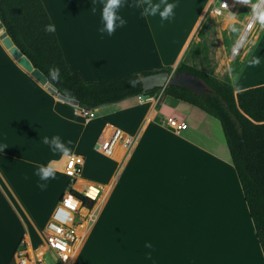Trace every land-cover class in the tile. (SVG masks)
Returning <instances> with one entry per match:
<instances>
[{
	"label": "crops",
	"instance_id": "crops-1",
	"mask_svg": "<svg viewBox=\"0 0 264 264\" xmlns=\"http://www.w3.org/2000/svg\"><path fill=\"white\" fill-rule=\"evenodd\" d=\"M214 1L168 0L176 4L175 15L161 20L159 14L142 16L135 0H125L120 14L127 23L113 35L101 36L97 28L103 0H43L70 69L87 82L110 81L137 70L182 62L193 64L188 50ZM262 45L264 30L255 43ZM223 46L216 57L224 56ZM263 58V62L253 58L260 64L251 61L246 67V72L254 71L252 84L241 81L236 92L264 83L255 79L264 75L259 74L264 73ZM167 97L171 96L134 108L119 109L114 106L118 102L105 104L95 108L103 110L97 117L87 118L79 104L52 93L23 68L0 38V143L7 146L0 150V264L11 262L21 240L34 245L32 224L40 208L58 196V171L64 172L68 156L52 153L42 142V137L55 134L72 141L71 155L84 157L83 175L84 170L91 171L109 184L72 264H264L222 125L209 120L210 114L202 109L173 97L166 107ZM144 105L145 110H140ZM171 118L183 122L182 128H172ZM99 119L97 144L111 127L137 136L122 162L117 160L120 149L107 156L90 141L83 126ZM48 162L57 168L56 178L41 190L35 169ZM82 178L79 183L86 181L87 189L95 185ZM231 196L236 198L237 213L228 206ZM231 209L250 239V246L244 244L243 250L237 240L219 231L220 221L231 222ZM145 242L153 247L146 248Z\"/></svg>",
	"mask_w": 264,
	"mask_h": 264
},
{
	"label": "trees",
	"instance_id": "trees-1",
	"mask_svg": "<svg viewBox=\"0 0 264 264\" xmlns=\"http://www.w3.org/2000/svg\"><path fill=\"white\" fill-rule=\"evenodd\" d=\"M0 19L33 64L48 76L60 93L77 99L81 108L95 109L144 92L154 93L161 87L144 91L141 76L173 69L165 66L156 70H137L110 81L87 82L70 69L56 29L45 31V25L53 22L43 0H0ZM53 67L60 69L59 80L53 81L49 75V69ZM178 71H188L199 77L205 83V89L197 92L171 84L165 87V94L192 104L220 121L264 252V83L236 92L233 84L193 64L182 62L175 69ZM76 193L90 206L94 204L92 198ZM9 264H14V260Z\"/></svg>",
	"mask_w": 264,
	"mask_h": 264
},
{
	"label": "built area",
	"instance_id": "built-area-1",
	"mask_svg": "<svg viewBox=\"0 0 264 264\" xmlns=\"http://www.w3.org/2000/svg\"><path fill=\"white\" fill-rule=\"evenodd\" d=\"M240 0H215L210 6V11L216 16L228 15L235 9ZM257 21L253 14L247 17L241 32L231 47V55H239L247 45L251 36L255 34ZM165 87H161L154 93L146 92L138 94L139 102L159 103L165 96ZM82 113L87 118L96 115L95 109L82 108ZM169 124L172 128L179 130L184 125L176 118H171ZM137 136L130 134L121 127H111V130L105 138L98 142V149L107 156H112L119 149H123L121 162L125 159L127 153L134 146ZM84 157L81 154L68 156L65 163L66 176L71 180L67 185L66 191L62 193L57 205L55 206L51 217L46 226V250L35 253L31 251L26 244L18 247L14 254V264H46L44 258L47 252H50L61 262V264H71L78 251V248L84 238L87 236L89 228L97 218L98 204L105 198L109 188L102 183H94L99 188L100 200L87 194L84 190H79L76 183L82 178ZM89 182V181H87ZM90 197L94 204L90 206L77 193Z\"/></svg>",
	"mask_w": 264,
	"mask_h": 264
},
{
	"label": "rangeland",
	"instance_id": "rangeland-1",
	"mask_svg": "<svg viewBox=\"0 0 264 264\" xmlns=\"http://www.w3.org/2000/svg\"><path fill=\"white\" fill-rule=\"evenodd\" d=\"M232 11L233 12L225 16L224 15L216 16L211 11L208 13V16H206V19L204 20L203 24L199 27V29L196 32V36H195L196 41H195V44H193L188 50V54H189L188 58L194 59L192 61L194 66L201 68L205 71H208L211 74L215 72V74H217L215 76H218V78H220L221 80H224V81H227L233 84L234 88L238 89L241 87L239 84V82L241 81H244L246 85L252 84V78L255 76L253 73L254 71L251 70L250 72L248 71L246 72V67L250 64V62L252 61L254 57H259V59H261L262 55L264 56V50H263L264 45H262V47L255 46V43L258 41L260 37V34L264 30V26H262L261 24H259V22H257L256 28H255V34L250 37L243 51L239 55L231 58L232 44L235 42L236 38L241 32L244 24L246 23L247 17L252 15L250 7L242 3V1L236 4L235 9ZM230 16L232 17L233 20L227 23V26L224 27V24L226 23V21L228 20ZM222 43L225 45L223 46L224 47L223 53L225 49L224 56L219 57L217 55L216 57V53L218 54L222 50V47H221ZM254 47H255V50H254ZM260 53H262V55ZM228 59H231V60L228 62ZM223 60L227 61L228 63L224 62ZM178 65L179 64H175L174 66H172L173 69L171 71V74L176 73L175 69L178 67ZM259 74L262 75L264 73L259 71ZM255 79H257V81L260 79H264V75L260 76L259 78H255ZM166 99L168 100L166 102V107H169L170 106L169 102L170 100L173 101V99L171 97H167ZM148 103L149 102H145V105H147ZM140 104L142 103L138 102L137 99L133 97L126 102H123V103L118 102L114 106L119 109L134 108V107L139 106ZM145 105L142 106L140 110L142 111L145 110ZM101 111L95 110L96 117ZM96 117L93 119H96ZM208 118L213 123L217 122L219 125H221L220 121L216 119L215 117L208 115ZM101 122H102V119L93 120L90 122L88 126L86 127L83 126L91 139L90 141L93 143L95 142L94 145H96L97 147H98V144H97L96 139L99 137ZM103 138L104 136L102 137V139ZM96 146H94V148H96ZM121 150L122 149H120V151L118 152L119 156L117 160H119L121 158L120 157L121 154H123V152L121 153ZM58 172H60V179H61L60 183L61 184H60V188L58 190L57 195L60 198L62 193L65 191V187H67V185L71 183V180L67 176H65L66 175L65 171L64 172L58 171ZM90 172L91 171L84 170V175L82 171V176L87 180L97 182V183H102L103 185H105V187L109 188V184L107 185L106 183L99 181L97 176L94 175L93 172L92 173ZM77 188L79 190L86 191L88 195L94 198H97L99 196L100 190L96 184L95 185L89 184L88 189L86 188L85 184H80L77 186ZM230 191L232 194L234 193V191L232 190ZM230 191L229 192L227 191L228 195H231ZM58 196L55 197L54 200L53 199L48 200V202L50 203L49 206L40 208L39 213L37 214V217H36V222L32 224V236H33L32 238H33L34 245L32 246V243L28 245L25 242V240H21L18 247H21L22 244H26L27 247L31 251L34 252V254L40 251L46 250L49 247L46 242V237H45L46 236V226H47V222L49 221L51 217L50 214L52 210L54 209L55 205H57L56 201L58 199ZM232 217H233V214H232ZM228 222L229 221H227V223ZM213 224L214 223H212V225ZM91 227L89 228V230L91 229ZM87 236H88V233H87ZM240 241L237 240V245L238 247L241 246L240 249L243 250L245 243L243 241L241 242ZM241 244L243 245V247ZM44 262L46 264H61V262H59V260L50 252V250L49 252L46 253Z\"/></svg>",
	"mask_w": 264,
	"mask_h": 264
},
{
	"label": "clouds",
	"instance_id": "clouds-1",
	"mask_svg": "<svg viewBox=\"0 0 264 264\" xmlns=\"http://www.w3.org/2000/svg\"><path fill=\"white\" fill-rule=\"evenodd\" d=\"M242 3L248 5L251 12L257 22L264 26V0H242ZM125 5V0H103V7L101 9V24L98 26V33L103 36L105 33L108 36L113 35L118 28H122L126 23V19L120 14V9ZM134 6L141 8L142 16H156L159 14L161 20H168L175 15L174 9L176 4L174 2H168V0H159L158 3H153L152 0H135ZM95 11V8H93ZM2 31V29H0ZM45 31L54 32L55 25L49 23L45 25ZM252 63H259V60L253 59ZM231 71V70H230ZM49 75L53 81L59 80L60 69L58 67H53L49 69ZM135 83V81H133ZM42 142L47 145L52 153H61L64 156H69L72 153V141H65L59 134H55L51 137H42ZM6 145L0 143V150H3ZM57 173V168L53 166L52 162L46 164H40L35 169V175L39 177L41 183L38 187L41 190L47 188V181L50 179H55ZM145 247L151 249L153 245L151 242H145ZM149 257L151 253H148Z\"/></svg>",
	"mask_w": 264,
	"mask_h": 264
},
{
	"label": "water",
	"instance_id": "water-1",
	"mask_svg": "<svg viewBox=\"0 0 264 264\" xmlns=\"http://www.w3.org/2000/svg\"><path fill=\"white\" fill-rule=\"evenodd\" d=\"M0 29H2V31H0V38L2 39L4 46L8 48L12 56L18 60L19 64L23 68L29 71L39 82L46 85L52 93L64 100H71L79 104L77 99L69 98L60 93L58 88L49 81L48 76L40 68L33 64L31 59L14 42L1 19ZM141 79L144 91H149L156 87H166L171 84L186 86L197 92H201L206 87L205 83L199 77L188 71H178L175 74H171V72L166 70L154 71L142 75Z\"/></svg>",
	"mask_w": 264,
	"mask_h": 264
},
{
	"label": "bare ground",
	"instance_id": "bare-ground-1",
	"mask_svg": "<svg viewBox=\"0 0 264 264\" xmlns=\"http://www.w3.org/2000/svg\"><path fill=\"white\" fill-rule=\"evenodd\" d=\"M242 0H240V2H241ZM227 17V16H226ZM233 19H232V17L230 16L229 18H228V20L226 21V23L224 24V27H226L227 26V23H229L230 21H232ZM261 55H262V53H260ZM259 56V55H258ZM264 56L262 55V58H263ZM264 59V58H263ZM231 59H228V62L230 61ZM262 60V59H261ZM236 61V60H235ZM226 63H228L227 61H225ZM262 62H263V60H262ZM257 64V63H256ZM258 64H260V63H258ZM262 64V63H261ZM253 65V64H252ZM263 65V64H262ZM251 66V65H250ZM255 66H258V65H255ZM257 72V71H256ZM258 75V74H257ZM62 164V163H61ZM81 181V180H80ZM86 183V181H84V182H78V184H76V186H78V185H80V184H85ZM228 202V206H230V205H232V209L234 210V212L235 213H237V211H236V208H237V210H238V204H237V202H236V199L235 198H233V197H231L230 199H229V201H227ZM232 209L231 210H229V212H231L232 214H233V211H232ZM236 217V216H235ZM234 217V214H233V217H232V220H231V222H221L220 221V223H219V227H220V229H219V231L222 233V229H223V232L225 233V234H228V237H229V239L230 240H233V241H236V240H238V241H243V242H245V244H247L248 246H250V239H249V236H248V233H247V229H246V226L244 225V224H242V221H241V218H240V220H238L237 218H235ZM236 219H237V221H236ZM223 226H224V228H223ZM229 240V241H230Z\"/></svg>",
	"mask_w": 264,
	"mask_h": 264
}]
</instances>
